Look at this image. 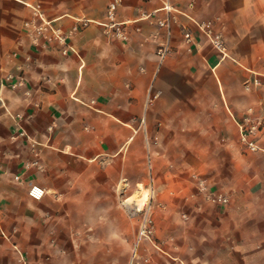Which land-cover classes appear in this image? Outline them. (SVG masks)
<instances>
[{"label": "crops", "instance_id": "obj_1", "mask_svg": "<svg viewBox=\"0 0 264 264\" xmlns=\"http://www.w3.org/2000/svg\"><path fill=\"white\" fill-rule=\"evenodd\" d=\"M167 1L178 20L173 52L159 66L157 47L166 36L157 21L167 16ZM190 1L121 0L117 20L127 23L128 35L122 39L100 23L111 0H0L1 212L28 214L32 205L51 203L65 228V215L80 211L81 199L97 198L99 179L109 180V174L99 177L96 161L105 158L113 180H125L132 151L143 145L151 155L155 132L173 135L172 144L183 150L209 141L211 148L239 151L240 125L249 123L261 127L264 144V87L245 86L247 79H264V0ZM35 3L65 31L80 18L91 20L71 35L68 55L58 44L45 50L32 44L24 21ZM194 20L214 22L226 56ZM34 146L40 166L32 163ZM239 157L234 154V165ZM32 184L45 188L41 199L30 195Z\"/></svg>", "mask_w": 264, "mask_h": 264}, {"label": "rangeland", "instance_id": "obj_2", "mask_svg": "<svg viewBox=\"0 0 264 264\" xmlns=\"http://www.w3.org/2000/svg\"><path fill=\"white\" fill-rule=\"evenodd\" d=\"M151 136L152 163L143 145L133 150L125 180H113L105 158L96 161L99 177L109 180L99 179L97 198L81 199L80 211L65 215V228L51 203L32 205L28 214L0 211V264H23L11 241L27 264H264L261 127L247 140L241 135L239 151L211 148L209 141L183 150L171 134ZM219 193L228 202L214 200ZM132 199L141 211L132 213Z\"/></svg>", "mask_w": 264, "mask_h": 264}, {"label": "built area", "instance_id": "obj_3", "mask_svg": "<svg viewBox=\"0 0 264 264\" xmlns=\"http://www.w3.org/2000/svg\"><path fill=\"white\" fill-rule=\"evenodd\" d=\"M121 0H111L107 7L106 12V20L100 22L103 24L109 32L115 33L117 36L121 37L122 39H127L128 35L125 30L126 22L117 20V12ZM190 6L195 5V0H191L189 2ZM31 8L32 14L31 17L24 21V28L30 39L32 40V44L41 49L45 50L49 48L53 44H58L61 46L62 53L64 55H68L71 51L72 47L70 44V37L72 34L83 30L87 27L91 20L86 18L78 19L77 23L72 26L71 29L65 31L60 25L57 24L55 19L49 18L45 11L43 10L42 6L38 3L29 4ZM167 11V16L164 18H160L157 21V25L159 28L164 29L165 31V40L158 44L157 47V56L159 58V66H161L167 58L173 52V44H172V35H173V24L177 22V15L173 14L175 11L174 7L170 2H165L164 7ZM150 14L146 13L143 14L142 17L147 18ZM198 29L206 36V38L210 41L212 46L217 49L223 56L227 55V50L225 46L224 37L221 32H217L215 30L214 22L212 20H203V21H196L194 20ZM184 39L187 43L193 42V35L190 30L184 29ZM12 75H8V79H12ZM23 83L22 80L13 83V87H18ZM246 88H250L251 86H262L264 87V79L260 77H254L252 79H247L245 82ZM150 98V96H149ZM242 128V138L247 140L248 133H254L256 130V126L253 125L249 129H244V124L241 123ZM254 148L256 145L254 142H250ZM33 152L35 155V159L32 161L34 165H39V151L36 147H33ZM30 195L35 199H41L45 194V188L38 184H32L29 190ZM209 197H211L209 195ZM214 200H218L220 203L228 202V197L225 196L223 193H219L214 195ZM4 236H7L4 231H2ZM8 237V236H7ZM6 237V238H7ZM18 252L23 258V253L20 249Z\"/></svg>", "mask_w": 264, "mask_h": 264}, {"label": "bare ground", "instance_id": "obj_4", "mask_svg": "<svg viewBox=\"0 0 264 264\" xmlns=\"http://www.w3.org/2000/svg\"><path fill=\"white\" fill-rule=\"evenodd\" d=\"M136 199L130 200L129 206L132 209V213H136L137 211H141L142 209H139L136 203ZM125 206L128 207V202H125Z\"/></svg>", "mask_w": 264, "mask_h": 264}]
</instances>
